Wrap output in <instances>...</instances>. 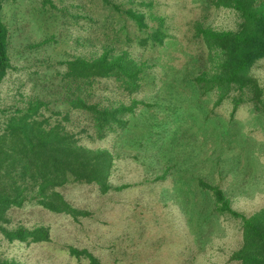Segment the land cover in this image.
I'll return each mask as SVG.
<instances>
[{
	"label": "rangeland",
	"instance_id": "1",
	"mask_svg": "<svg viewBox=\"0 0 264 264\" xmlns=\"http://www.w3.org/2000/svg\"><path fill=\"white\" fill-rule=\"evenodd\" d=\"M157 1L179 30L174 44L156 52L157 58L139 52L143 59L156 63L159 72L161 65L179 66L185 59L183 53L192 44L182 37L184 22L198 14L199 8L191 0ZM78 2L15 0L3 4L0 18L8 28L12 68L0 83V108L25 107L38 98L47 103V113L65 109L59 62L90 57L101 48L100 33L88 32L89 23L84 20L75 21V16L81 18L89 7L93 11L96 7L85 0ZM235 21L228 9L215 10L206 19L219 30L234 28ZM250 72L264 87V59ZM95 87L91 98L104 103L119 100L112 83L100 81ZM159 88L160 81L146 97L140 95L150 106H139L123 132L84 141L89 147L112 152L111 189L101 193L85 183L61 188L65 199L85 212L77 219L26 204L14 214L15 222L45 226L49 239L10 242L0 235V259L18 264H90L83 256L70 254L72 246L91 253L98 264H235L230 255L242 239L238 221L216 216L204 197H185L187 204H179L171 180L202 177L224 189L231 207L245 215L264 207V117L249 105H239L234 111L229 101L214 106L210 95L203 102L210 115L205 119L201 104H190L188 95L181 93L182 102L175 101L171 93ZM176 169L180 174H174ZM189 169L192 173L187 174ZM161 175L166 179L158 180Z\"/></svg>",
	"mask_w": 264,
	"mask_h": 264
},
{
	"label": "trees",
	"instance_id": "2",
	"mask_svg": "<svg viewBox=\"0 0 264 264\" xmlns=\"http://www.w3.org/2000/svg\"><path fill=\"white\" fill-rule=\"evenodd\" d=\"M7 1L15 0H0V10ZM85 1L96 10L89 7L83 17L75 16V21L84 20L90 24L88 32L100 33L101 48L93 56L59 62L65 109L47 113V103L38 98L25 107L0 108V235L10 242L49 239L47 227L15 222L14 214L26 204L77 219L85 212L72 206L61 188L85 183L95 185L101 193L111 189L110 176L115 168L112 152L89 147L84 141L123 132L139 106H150L140 95L146 97L154 91L158 81V91L166 89L175 101L182 102L184 93L190 104H201L205 119L210 115L203 102L210 95L214 106L229 101L234 111L239 105H249L264 117V87L250 72L264 59V0H191L199 12L184 22L182 37L192 46L183 53L185 59L179 66L163 64L159 72L154 68L156 63L143 59L139 52L155 57L156 52L160 54L174 44L179 30L172 16L160 11L157 0ZM220 9L233 12L234 28L219 30L206 23L208 16ZM11 68L8 28L0 18V83ZM100 81L112 83L119 100L104 103L91 98ZM178 87H182L181 92ZM174 174L180 171L176 169ZM164 179L165 175L158 177ZM172 180L179 204H187L185 197H204L216 216L238 221L242 239L230 255L231 261L264 264V207L245 215L231 207L224 189L202 177L183 180L177 176ZM68 251L98 264L86 250L69 246ZM0 264L18 263L1 258Z\"/></svg>",
	"mask_w": 264,
	"mask_h": 264
}]
</instances>
